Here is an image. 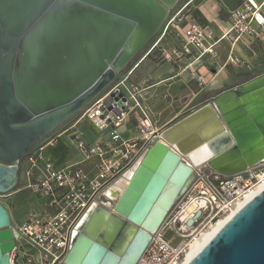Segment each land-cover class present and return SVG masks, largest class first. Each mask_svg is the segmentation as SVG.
<instances>
[{
  "label": "water",
  "instance_id": "water-1",
  "mask_svg": "<svg viewBox=\"0 0 264 264\" xmlns=\"http://www.w3.org/2000/svg\"><path fill=\"white\" fill-rule=\"evenodd\" d=\"M180 1L0 0V194L24 184V158L119 79ZM208 97L155 131L112 208L88 209L65 264H137L198 166L232 175L264 159V70ZM204 143L194 167L184 156ZM15 225L0 200V264H13ZM186 264H264V190Z\"/></svg>",
  "mask_w": 264,
  "mask_h": 264
},
{
  "label": "built area",
  "instance_id": "built-area-1",
  "mask_svg": "<svg viewBox=\"0 0 264 264\" xmlns=\"http://www.w3.org/2000/svg\"><path fill=\"white\" fill-rule=\"evenodd\" d=\"M193 1L190 0L168 19L160 36L155 37L142 51L141 58L129 72L98 95L72 127L65 130L75 140L76 147L83 152L86 160L94 158L90 163L91 167L83 163L58 166L46 155L45 147L56 142L63 132L55 134L24 158L26 180L23 187L46 196L48 211H33L24 222L15 223L13 228L16 245L11 252L13 264L18 263L19 257H24V264H65L63 260L73 233L88 209L93 204L111 208L114 206L115 184L158 138L155 131L159 129L153 126L150 110L142 102L144 97L141 91H145V88L141 89L139 84L128 81L142 61L156 53L168 61L190 58L191 61L187 62L184 70H189L204 83L203 78L196 74L197 69L192 66L204 57L215 63L223 40L231 41L225 65L239 66L243 64V60L235 53L236 44L244 41L250 45L264 38V0H240L238 7L231 11L229 27L219 36H216L209 25L201 24L188 16L182 26L177 24L183 19L179 16L183 9ZM173 30L180 40L179 45H170L166 40V34ZM133 118L136 120L137 134L126 138L122 135L121 128ZM85 119L90 120L97 128V138L92 142L83 138L79 127ZM263 190L264 159L232 175H223L206 165L196 168L195 177L182 196L185 198L190 193L199 192L190 202L195 205L194 209L177 218L180 219L179 231L173 237H166L162 233L163 226L168 224L166 218L162 227L153 233L150 244L137 264H186L185 257L196 237L208 230L219 218L231 214L247 195L252 192L258 194ZM7 195L9 194H0V199ZM198 211L201 214L203 211L207 212L209 223L203 222V228H200L201 223L199 228L188 233V229L200 219L195 217ZM191 218H194V222L189 225ZM28 245L38 248V253L30 252Z\"/></svg>",
  "mask_w": 264,
  "mask_h": 264
},
{
  "label": "rangeland",
  "instance_id": "rangeland-1",
  "mask_svg": "<svg viewBox=\"0 0 264 264\" xmlns=\"http://www.w3.org/2000/svg\"><path fill=\"white\" fill-rule=\"evenodd\" d=\"M189 1L190 0H181L178 4V9L184 7L185 4H187ZM257 1H261V0H257ZM200 3L201 4L196 5L195 1H193L189 5H187L183 9L182 13L179 15L180 17H183V19L181 21H178L177 24H180V26H182L186 20V16H188V18L194 19L198 22L202 21V23L206 22L207 24H211L213 27L218 29L215 32L216 36L221 35L223 32H221L219 30L220 29L219 24L215 20L209 19L207 21L206 14L212 13L211 11H213V10H218L217 8L219 6V17L217 18V21H219V18L222 20H227V18L229 19V16H226L228 14L229 8L227 7V5L222 0H203ZM173 15L174 14H172L170 17H172ZM219 22L223 23L222 21H219ZM171 28H172V25H171ZM160 34L161 33H159L156 37H159ZM165 37H166L167 42L170 45H172L170 43L172 37L178 38V36H176V33L174 30L171 32H168ZM173 43H174V45H179L180 40L176 39ZM239 47L242 48V50L239 51L238 50ZM230 48H231V41L228 39L223 40L221 45H220V53H221L220 55H221L222 60L225 58L226 53H228L230 51ZM227 50H228V52H227ZM235 53H237V54L240 53L242 60H243V64H241L239 66L227 65L228 66L227 69H229L230 72L233 74V76H235L234 80H236V81L238 80L237 81L238 83L246 81L248 79H251V78L255 77L257 74H259L261 71L264 70V38L261 40L254 41L249 46H246L243 44L242 41H239L235 46ZM140 58H141V53L136 58V60H134L129 65V67L120 76L124 77L129 72L131 67H133V65ZM149 59L150 58H148L146 60H149ZM184 59L185 58L179 59V60L177 59L175 61H168L167 59L164 58V56L157 55V53H156L155 56L151 57L150 60L154 61L156 63H163L166 61V64H164L161 67V70L165 71V70H168L170 67L169 66L170 64L168 62L175 65L174 67L177 69V68L182 67L185 64ZM143 62H145V61H142L139 65V67L137 68V73L132 74L130 76V78L128 79V81H130V82H132V81H134V82L136 81L135 83L140 82L139 87L141 89L145 88L144 87L145 85L152 83L154 81V79H149V78L146 81H143V78H142L144 76L143 75L144 74L143 73V71H144L143 66H145V63H143ZM176 69H174V70H176ZM186 72H189V71L187 70ZM185 75H186V73L184 74V76ZM120 78H119V80H120ZM176 78L177 77L173 78L172 81L174 82L175 86H178L179 84L182 83L181 82L182 77L177 78V79ZM119 80H117V81H119ZM237 82H234V83H237ZM191 83H193V85L195 86V89L193 88L191 90V92H189L188 94H185V95L177 94V96L169 97L170 101L166 100L165 102H163L161 104L159 103L158 106H156V109L153 112V116H155L154 120L151 116L152 124L155 128H157L159 125L163 124L165 121H167L173 117H174V119H176L178 117L183 116L185 113L189 112L190 109H192L196 105H198L196 103L203 100L206 97L208 92L214 90V89H212V90L211 89H204L203 91H201V93L198 95L197 98H195L193 101H191V99L194 98L195 91H197V89L199 88L198 84H196L194 81H192ZM141 93H142L143 97H146L145 91L142 90ZM83 111L80 113V115L83 113ZM151 115H152V112H151ZM77 118L69 121L63 128L60 129V131L63 132L64 136L67 135L65 130L70 129ZM89 126H93V128H94L93 130H97V128H95V126L93 125V123L90 120L85 119V121L83 120L79 124V127H80L82 133L89 130L88 129ZM62 135L57 139V141L62 138ZM65 139H67V138L65 137ZM71 142L76 146L74 139H72ZM92 161H94V160H92ZM203 166L204 165H202V168H203ZM199 168H201V166L197 167V169H199ZM23 186L24 185L22 184L19 187V189L11 191L10 193H13L12 195H7L4 198L0 199L1 201L5 202L9 206L12 218L16 224L22 223L24 220H26V218L29 216V214L33 211L39 212V213H45L48 210V208L46 206V202H47L48 198H43L42 197L43 195H41L40 193H34V195H33L31 193L30 189L24 188ZM197 194H199V192H197V191L190 193L189 196H186L185 198L180 197L175 202V204L173 205V207L171 208V210L169 211V213L167 215V219H168L167 223L168 224H165V226H163L162 233L166 237H173L176 235V232L179 231L178 227L180 226V219H177V218H180V216H182L186 212L185 210L188 207L186 205L188 203H190L192 197H194ZM168 216H169V218H168ZM206 216H207V212L203 211L202 214L199 215V218H200L199 221L194 226L189 228L187 232L190 233L191 231H194V229L197 228L198 226H200L201 223H202V225L200 226V228L202 226H204L205 224L209 223V219H207ZM175 219H177V220L175 221ZM27 249L30 252L38 253V251H39L38 248L30 246V245L27 246ZM24 263H25L24 257H19L18 263H16V264H24ZM36 264H39V263H36Z\"/></svg>",
  "mask_w": 264,
  "mask_h": 264
},
{
  "label": "crops",
  "instance_id": "crops-1",
  "mask_svg": "<svg viewBox=\"0 0 264 264\" xmlns=\"http://www.w3.org/2000/svg\"><path fill=\"white\" fill-rule=\"evenodd\" d=\"M239 3H240V0H239ZM217 9L218 10L211 11L212 13L206 14L207 21L209 19L215 20L219 24V27H220L219 30L221 32H224V30H226L229 27V21H230V15H231L232 9L229 8L228 14L226 15V16H229V19L227 18V20H222L219 18V21H222L223 23H220L219 21H217V18L219 17V6ZM200 23L204 25H209L213 29L214 33L218 30L217 28L213 27L211 24H207L206 22L202 23L201 21ZM175 38L172 37L170 41V43L173 46H174L173 42L176 39H179V38H176V39ZM261 39H258V40H261ZM242 42L244 45L249 46V44H247L246 42L244 41ZM238 50L240 51L242 50V48L239 47ZM220 54L221 53H220V48H219V55L215 63H213L211 59L208 57H204L200 61L194 62V65L192 67H195L197 69L196 74L203 78L204 83H201L199 78H197V76H193L190 72H186L184 70V66H186L187 62L191 61L190 58H185L184 59L185 64L182 67L177 68V69L174 67L175 65L168 62L170 64L169 65L170 67L168 70H165V71H162L161 67L164 64H166V61L163 63H156L154 61H151L150 60L151 58L149 59L150 61L145 60V62H143L145 63V66H143L144 64L142 65L144 68L143 69L144 76L142 75L143 81H146L148 78L154 79V81L144 86L146 97L142 99V102L144 105H146L149 108L150 113L152 112L151 116L153 120L155 117L153 116V112L156 109V106H158L159 103L161 104L165 102L166 100L170 101L169 97L177 96V94L185 95L191 92L193 88L195 89V86L193 85V83H191L192 81L198 84L199 88L197 89V91H195L194 98H192L191 101L197 98L198 95L201 93V91H203L204 89H211V90L212 89L214 90L223 89L225 87H230V86H234L238 84L237 82L238 80L237 81L234 80L235 76H233L230 70L227 69L228 66L225 65L226 56L222 60ZM238 55L241 56L240 53ZM134 73H137V69L135 70ZM185 73L186 75L184 76ZM175 77L177 78L182 77L181 79L182 83L179 84L178 86H175L174 82L172 81V79ZM234 82H237V83H234ZM137 84L140 85V82L139 83L137 82ZM207 94H209V92ZM203 100H201L200 102L196 104L199 105L200 103L203 102ZM173 119L174 117L165 121L163 124L159 125L157 129H161L165 127ZM88 129L89 130L82 133V136L86 141L92 142L97 138V130H93L94 129L93 126H89ZM121 132H122V135L126 138L135 136L137 134L136 120L133 118L129 123H127L126 126L121 128ZM65 137L67 139H65ZM71 141H72V138L69 135L64 136L63 134L60 140H58L57 142L48 144L45 147L46 155L52 158L53 161L58 166H65V165L76 164V163H83V165L90 166V163H92L91 161L94 160V158L91 160H86L83 152L79 150ZM31 193L34 195V193L36 192L31 190ZM12 194L13 193H10L9 195H12ZM42 197L47 198L46 196H42Z\"/></svg>",
  "mask_w": 264,
  "mask_h": 264
},
{
  "label": "bare ground",
  "instance_id": "bare-ground-1",
  "mask_svg": "<svg viewBox=\"0 0 264 264\" xmlns=\"http://www.w3.org/2000/svg\"><path fill=\"white\" fill-rule=\"evenodd\" d=\"M210 156V148L207 143H204L193 150H191L189 153H187L184 157L191 162L194 167L200 163L206 158ZM137 163V162H136ZM137 164H135L123 177H121L118 182L115 184V189L117 190L115 196L113 197L117 199V195H119L125 186L127 185V182L129 181V178L131 177L133 171L135 170ZM257 195V192H252L251 194L247 195L243 200H241L237 206V208L228 215H225L219 220L214 223L208 230L203 232L200 236L196 237V239L192 242L190 249L187 252V255L185 257V263L190 261L207 242L219 231V229L228 221V219L236 213L237 210H239L244 204H246L249 200H251L253 197ZM195 207L194 204H189L186 208V212L193 210ZM185 217V216H184Z\"/></svg>",
  "mask_w": 264,
  "mask_h": 264
},
{
  "label": "flooded vegetation",
  "instance_id": "flooded-vegetation-1",
  "mask_svg": "<svg viewBox=\"0 0 264 264\" xmlns=\"http://www.w3.org/2000/svg\"><path fill=\"white\" fill-rule=\"evenodd\" d=\"M208 94L206 95V97L204 98L203 102L206 101L208 99Z\"/></svg>",
  "mask_w": 264,
  "mask_h": 264
}]
</instances>
